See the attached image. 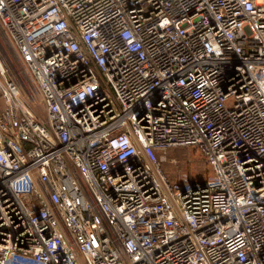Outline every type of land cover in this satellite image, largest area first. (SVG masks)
Returning <instances> with one entry per match:
<instances>
[{"label":"built area","instance_id":"2783aa9c","mask_svg":"<svg viewBox=\"0 0 264 264\" xmlns=\"http://www.w3.org/2000/svg\"><path fill=\"white\" fill-rule=\"evenodd\" d=\"M0 27V264H264V0H0ZM192 146L211 175L170 181Z\"/></svg>","mask_w":264,"mask_h":264},{"label":"rangeland","instance_id":"374dc122","mask_svg":"<svg viewBox=\"0 0 264 264\" xmlns=\"http://www.w3.org/2000/svg\"><path fill=\"white\" fill-rule=\"evenodd\" d=\"M13 52L12 43L7 39L4 35V30L0 27V55L11 74L16 65ZM7 76L8 78L10 77L9 74ZM163 167L172 182L179 181L180 176L184 173L198 179L211 175L205 155L194 146L171 148L168 151L167 160L164 162Z\"/></svg>","mask_w":264,"mask_h":264},{"label":"bare ground","instance_id":"6f19581e","mask_svg":"<svg viewBox=\"0 0 264 264\" xmlns=\"http://www.w3.org/2000/svg\"><path fill=\"white\" fill-rule=\"evenodd\" d=\"M5 70L3 62L0 60V74H3V71Z\"/></svg>","mask_w":264,"mask_h":264},{"label":"trees","instance_id":"16d2710c","mask_svg":"<svg viewBox=\"0 0 264 264\" xmlns=\"http://www.w3.org/2000/svg\"><path fill=\"white\" fill-rule=\"evenodd\" d=\"M197 179V178H196Z\"/></svg>","mask_w":264,"mask_h":264}]
</instances>
